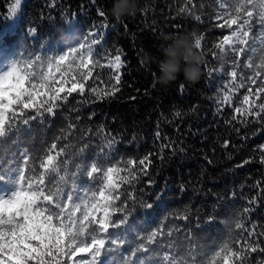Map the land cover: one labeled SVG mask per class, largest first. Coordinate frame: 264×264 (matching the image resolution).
<instances>
[{"label": "snow or ice", "instance_id": "6c2138e0", "mask_svg": "<svg viewBox=\"0 0 264 264\" xmlns=\"http://www.w3.org/2000/svg\"><path fill=\"white\" fill-rule=\"evenodd\" d=\"M55 4L51 0L49 7ZM23 5L24 0H13L9 16L16 18ZM185 7L196 4L192 0ZM185 7L179 9L181 14ZM98 15L107 19L101 9ZM214 20L217 28L227 32L214 47L231 57L228 80L214 98L216 115L231 108V118L224 123L237 133L236 123L264 125V0H218ZM105 27L93 25L79 43L70 30L62 49L54 54H49L51 46L43 45L42 51L25 48L15 55L0 48V264H249L253 253L264 254L260 230L264 225L247 219L264 199V178L254 182L256 195L233 214L228 236L206 261L190 231L180 239L181 228L163 221L150 230L140 228L141 216L133 214L139 211L145 223L155 222L158 206L144 198L138 185L154 184V161H163L166 150L176 155L183 149L157 130L158 151L117 159L116 137L104 125L95 132L80 127L79 109L69 108L76 96L82 98L78 103H90L111 99L121 91V69L126 64L122 51L103 57L95 52ZM26 32L29 38H37L36 27H27ZM202 40L201 35L198 47ZM97 68L112 70L107 83L99 73L94 77ZM92 80L98 83L90 84ZM65 109L69 115L61 134L51 143L37 142L34 122L44 125ZM95 115L90 113L88 119ZM96 135L103 138L102 144L93 145ZM230 143L225 140L224 147ZM255 152L257 156L243 159L237 167L257 158L264 166V144ZM173 216L190 220L186 210ZM213 220L209 215L206 223L211 225Z\"/></svg>", "mask_w": 264, "mask_h": 264}, {"label": "trees", "instance_id": "16d2710c", "mask_svg": "<svg viewBox=\"0 0 264 264\" xmlns=\"http://www.w3.org/2000/svg\"><path fill=\"white\" fill-rule=\"evenodd\" d=\"M137 2L138 10L134 15L116 21L109 13L113 0H95V3L56 0L55 7H49L51 0H24L16 18L10 17L8 11L13 0H0V48L15 55L25 48L42 51L40 46L43 45L44 48L51 46L49 54H54L62 49L63 37L70 34V30L76 32V43H79L93 25L97 28L106 25L101 29L102 44L96 46L95 52L103 57L107 53L115 55L117 49L122 51L126 64L121 69V91L111 99L90 103H78L82 98L76 96L69 108L79 109L81 128L95 132L98 126L104 125L106 131L116 137L114 155L117 159L143 157L148 152L158 151L161 142L156 140L157 130L162 137L175 142L178 149H183L176 155L166 150L163 161H154L151 170L154 184L149 187L142 181L138 185L144 189V198L158 206L155 222L145 223L139 211L133 215L141 216L137 223L143 230L155 228L163 221L181 228L180 239L190 231L202 250L201 258L206 261L228 236L233 214L247 207V199L256 195L254 182L264 178V166L258 158L237 167L243 159L257 156L255 149L264 144V125L236 123L234 127L240 129L237 133L224 123L231 118V108L216 115L214 98L231 70V57L226 55L224 60H218L219 50L214 47L222 35L227 34L226 30L215 26L218 0H194L200 20L181 14L179 0ZM98 9L106 12L107 19L98 15ZM27 27L37 28L36 39L28 37ZM193 31L203 36L201 50L206 55L199 79L192 82L181 74L174 82L161 85L157 82V63H145V53H150L154 59L161 58L163 34L182 35ZM97 73L105 83L113 75L109 68H97L94 77ZM89 83L95 85L98 81ZM86 99L93 101L94 97ZM92 112L96 115L89 120ZM176 112L182 116L176 117ZM68 115L65 109L54 119L47 118L44 125L34 122L33 135L37 142L51 143L66 127L64 118ZM225 140L231 142L227 148ZM92 143L102 144L103 138L93 136ZM185 210L189 221L174 218V213ZM209 215L214 217L211 225L206 223ZM247 219L264 225V199L254 206ZM249 264H264V254L253 253Z\"/></svg>", "mask_w": 264, "mask_h": 264}, {"label": "clouds", "instance_id": "9594fccd", "mask_svg": "<svg viewBox=\"0 0 264 264\" xmlns=\"http://www.w3.org/2000/svg\"><path fill=\"white\" fill-rule=\"evenodd\" d=\"M191 2L192 0H179L180 8ZM137 10V0H113L109 13L116 21H120L124 16L134 15ZM185 15L195 18L197 10L185 7ZM68 35L70 34H65L63 38ZM161 39L164 41L160 49L161 58L154 59L150 53H145V63H157L159 68L157 82L168 85L181 74L186 80L197 81L201 75V65L206 62L205 53L197 46L199 35L195 31L182 35L163 34ZM226 55L225 52L218 51L217 59L222 61Z\"/></svg>", "mask_w": 264, "mask_h": 264}]
</instances>
